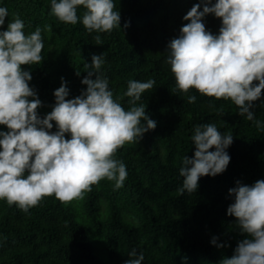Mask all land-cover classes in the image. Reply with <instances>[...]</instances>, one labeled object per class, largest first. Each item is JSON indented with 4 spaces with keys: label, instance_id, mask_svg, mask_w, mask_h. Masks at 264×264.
Masks as SVG:
<instances>
[{
    "label": "trees",
    "instance_id": "16d2710c",
    "mask_svg": "<svg viewBox=\"0 0 264 264\" xmlns=\"http://www.w3.org/2000/svg\"><path fill=\"white\" fill-rule=\"evenodd\" d=\"M197 2L114 0L121 30L89 33L82 24L83 6L77 10L81 20L71 25L50 14L51 0H0V7L8 9L0 30H6L15 15L24 21L26 34L51 25L50 32L42 31L43 61L22 66L30 72L29 85L42 102L41 118L51 111L61 78L69 89L67 98H75L86 88L81 80L93 71L85 63H91L93 54H102L105 63L98 74L107 77L116 99L123 96L129 80H155L137 106L145 104L147 115L157 122L138 143L117 150L114 158L127 170L118 189L115 181L105 178L83 199L65 204L45 197L28 212L0 200V264H125L132 249L143 253L142 264H221L233 255L243 236L235 218L226 214L233 202L228 190L237 181L251 185L264 179V94L253 102L254 119L261 122L258 128L239 115L230 100L206 97L195 89L173 92L176 81L165 62L166 46L179 35L187 23L183 16ZM204 23L218 34V18L208 14ZM96 35L102 44H96ZM188 96H196V101L189 103ZM129 99H119L125 110L131 107ZM202 123L232 133L233 143L226 149L231 160L222 174L201 177L196 192L181 195L182 157L192 158L194 126ZM0 131L7 129L0 126ZM213 237L227 246H214Z\"/></svg>",
    "mask_w": 264,
    "mask_h": 264
},
{
    "label": "clouds",
    "instance_id": "9594fccd",
    "mask_svg": "<svg viewBox=\"0 0 264 264\" xmlns=\"http://www.w3.org/2000/svg\"><path fill=\"white\" fill-rule=\"evenodd\" d=\"M78 6L84 8L82 24L89 33L121 30L114 0H51L50 14L75 25L81 20ZM208 14L220 20L218 34L207 30L204 17ZM6 17L8 9L0 7V27ZM183 20L187 23L166 46L165 62L176 81L173 92L187 94L195 89L206 97L230 100L239 115L261 127L252 108L264 94V0H199ZM128 26L125 22L124 28ZM25 27L15 15L6 30H0V126L7 129L0 131V200L28 212L45 197L54 196L65 204L83 199L105 178L115 181L117 189L122 187L126 165L114 157L126 143H138L156 128L146 105L137 106L142 94L154 88L155 80H129L119 98H130L131 107L125 110L109 89L107 77L98 74L104 56L93 54L91 63L84 65L93 69L81 80L86 88L69 99L66 81L61 78L51 111L41 118L42 102L29 85L30 72L22 66L43 61L42 31L52 29L51 25L37 26L26 34ZM94 39L102 44L100 35ZM195 101L196 96H188L189 103ZM54 124L56 130L52 131ZM232 143V133H221L214 123L194 126L195 151L192 158L182 157L180 194L196 192L201 177L226 171L231 160L226 149ZM228 194L233 202L226 214L235 218L243 239L221 264H264V179L251 185L237 181ZM210 243L227 246L218 244L217 237ZM128 256L125 264H142L144 259L136 249Z\"/></svg>",
    "mask_w": 264,
    "mask_h": 264
}]
</instances>
